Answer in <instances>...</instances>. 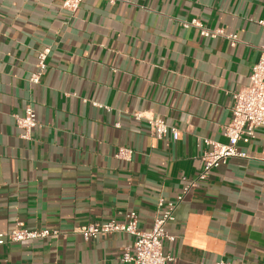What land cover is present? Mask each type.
<instances>
[{
    "label": "crops",
    "instance_id": "obj_1",
    "mask_svg": "<svg viewBox=\"0 0 264 264\" xmlns=\"http://www.w3.org/2000/svg\"><path fill=\"white\" fill-rule=\"evenodd\" d=\"M0 0V232L15 220L58 235L0 244V264H129L124 232L85 239L74 228L124 220L149 230L158 201L195 179L204 141L224 143L232 93L264 45V0ZM200 19L202 36L182 22ZM50 48L39 83L37 55ZM98 105H95L93 103ZM31 106L21 137L14 114ZM140 114V117L136 116ZM178 130L156 138L149 118ZM129 146V161L116 158ZM184 194L165 230L171 264H264V126Z\"/></svg>",
    "mask_w": 264,
    "mask_h": 264
},
{
    "label": "built area",
    "instance_id": "obj_2",
    "mask_svg": "<svg viewBox=\"0 0 264 264\" xmlns=\"http://www.w3.org/2000/svg\"><path fill=\"white\" fill-rule=\"evenodd\" d=\"M83 0H63L62 7L75 12L80 7ZM113 2L114 0H105ZM258 24L264 30V19H259ZM184 27L193 26L199 30L202 36L227 38L231 45L237 41L235 33H225L223 29L210 30L198 18L182 22ZM50 48H43L37 55V71L30 77L33 84L39 83L40 76L46 68V59ZM231 116L229 121L223 126V135L226 142L221 143L214 140H205L206 148L201 153L203 167L195 179L187 181L180 193L173 199L158 201V213L155 215L152 226L149 230H142L138 227V217L136 212H128L124 220H106L103 222L90 221L86 224L74 228L85 239L93 238L97 235H107L111 233L124 232L133 236L130 247L123 250L121 260L129 264H171L175 258L166 254L162 250V242L165 239L174 240V236L166 232L165 226L174 220V210L188 191L205 181L211 170L224 164L230 157H245L246 153L239 150L238 142L249 141L255 137L256 130L264 126V45L258 46V54L253 62L248 75V84L240 90L232 93ZM95 105V102L93 103ZM140 117L139 113H136ZM15 126L21 131V137L31 138V131L37 126L36 114L31 106H27L22 114H14ZM152 134L156 138H162L170 134L173 140L178 138V130L166 124L160 118H149L147 120ZM133 151L129 146H119L115 156L122 161H129ZM57 229H34L26 227L23 222L15 220L12 228L6 232H0V244L4 242H19L25 240H35L58 235ZM214 264H243L234 263L227 260H218Z\"/></svg>",
    "mask_w": 264,
    "mask_h": 264
}]
</instances>
